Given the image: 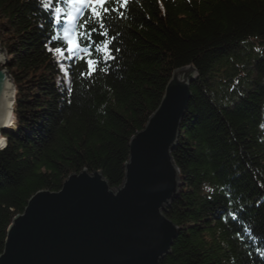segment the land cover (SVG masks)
Listing matches in <instances>:
<instances>
[{"label": "trees", "instance_id": "16d2710c", "mask_svg": "<svg viewBox=\"0 0 264 264\" xmlns=\"http://www.w3.org/2000/svg\"><path fill=\"white\" fill-rule=\"evenodd\" d=\"M121 11L104 21L108 37L96 26L87 41L110 40L115 57L94 55L108 70L89 78L80 75L85 60L48 51L64 25L53 10L0 0V43L17 88L0 149V255L36 192L59 191L84 169L121 186L132 136L173 72L193 65L171 151L180 186L165 209L180 230L162 264H264V0H129Z\"/></svg>", "mask_w": 264, "mask_h": 264}, {"label": "water", "instance_id": "95a60500", "mask_svg": "<svg viewBox=\"0 0 264 264\" xmlns=\"http://www.w3.org/2000/svg\"><path fill=\"white\" fill-rule=\"evenodd\" d=\"M6 55L0 43V57ZM196 75L193 65L173 72L160 105L131 138L121 186L84 169L59 191L36 192L14 217L0 264H162L180 230L165 209L180 186L171 151ZM11 87L14 103L16 84L0 64V131Z\"/></svg>", "mask_w": 264, "mask_h": 264}, {"label": "snow or ice", "instance_id": "6c2138e0", "mask_svg": "<svg viewBox=\"0 0 264 264\" xmlns=\"http://www.w3.org/2000/svg\"><path fill=\"white\" fill-rule=\"evenodd\" d=\"M60 4L67 5V8L59 6L53 7L54 0H41L45 9L53 10V16L56 24H64L62 28V35L57 34L51 37L52 41L56 42L55 47L48 48L49 52L59 56L63 59H82L85 60L87 70L81 72V76L93 77L99 71L106 72V67L100 68L101 60L92 58L101 52L104 53L103 62L106 64L108 60H114L115 57L111 55L108 48L110 40L106 39L95 46L89 45L86 42L91 39V34L97 32V27L101 30L100 35L108 37L109 33L104 21L110 16L111 13H118L119 16H124V9L128 6L129 0H58ZM112 4L117 7H111ZM85 9L88 10V16L82 23H78V16L85 15ZM78 29H80L78 31ZM115 39V37H112ZM47 47V45H46ZM91 47H95V53L90 51ZM118 52L119 49H116ZM65 52L68 53L65 56ZM83 52L85 57L80 56ZM61 72L64 73L65 78L68 76V69L63 63L59 64ZM68 93L72 92L71 87L67 89ZM212 191V189H207Z\"/></svg>", "mask_w": 264, "mask_h": 264}, {"label": "bare ground", "instance_id": "6f19581e", "mask_svg": "<svg viewBox=\"0 0 264 264\" xmlns=\"http://www.w3.org/2000/svg\"><path fill=\"white\" fill-rule=\"evenodd\" d=\"M87 43V42H86ZM2 46V45H1ZM94 46V45H93ZM3 47V46H2ZM95 48V47H94ZM7 53V52H6ZM98 56L100 57V58H102V53H100V54H98ZM7 59H8V56L6 55V57L4 56L3 57V61L2 62H0V64L1 65H3L4 67H6L7 68V66H6V63H7ZM67 61V60H66ZM8 69V68H7ZM9 70V69H8ZM69 78V77H68ZM68 78H67V80H68ZM14 94V90L12 89V87L10 88V90H9V94L8 95H10L9 97H8V100H7V116L9 115V117L7 118V120H6V122H7V124H6V126H10V125H12L13 124V122L10 124V122L11 121H13L14 120V116H15V114H14V110L12 109V106L14 107V103H13V98H12V95ZM0 138H3V139H5L6 140V137L1 133V131H0Z\"/></svg>", "mask_w": 264, "mask_h": 264}, {"label": "clouds", "instance_id": "9594fccd", "mask_svg": "<svg viewBox=\"0 0 264 264\" xmlns=\"http://www.w3.org/2000/svg\"><path fill=\"white\" fill-rule=\"evenodd\" d=\"M3 61V57H0V62ZM6 146V140L3 138H0V148L5 147Z\"/></svg>", "mask_w": 264, "mask_h": 264}, {"label": "rangeland", "instance_id": "374dc122", "mask_svg": "<svg viewBox=\"0 0 264 264\" xmlns=\"http://www.w3.org/2000/svg\"><path fill=\"white\" fill-rule=\"evenodd\" d=\"M14 119H15V117H14ZM12 122H13V124H12V125H10V126H13V125H14V123H15V122H14V120H13ZM12 122H11V123H12ZM10 126H6L5 128H8V127H10ZM5 128H4V129H5ZM6 144H7V141H6Z\"/></svg>", "mask_w": 264, "mask_h": 264}]
</instances>
